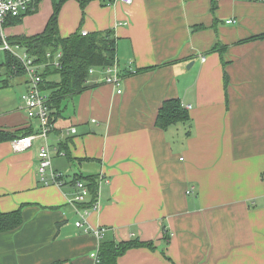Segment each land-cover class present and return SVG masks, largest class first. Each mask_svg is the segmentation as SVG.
Wrapping results in <instances>:
<instances>
[{
	"label": "crops",
	"instance_id": "crops-1",
	"mask_svg": "<svg viewBox=\"0 0 264 264\" xmlns=\"http://www.w3.org/2000/svg\"><path fill=\"white\" fill-rule=\"evenodd\" d=\"M53 1L39 0L19 24L4 27L5 37L41 33ZM212 1L61 4L59 35L112 30L117 66L130 74L120 94L91 76L46 140L71 157L53 154L54 170L69 180L97 178L99 208L85 226L105 232L97 240L75 226L90 197L73 204L71 184L42 185L43 139L19 153L1 143L0 212L23 207L21 226L0 234V264H99L91 254L102 242L135 238L155 248L132 249L117 264H264V39L237 43L264 33V4L219 0L211 11ZM198 25L204 29H192ZM217 41L222 57L210 52ZM13 80L0 83V129L36 134L21 98L28 79ZM172 98L190 122L163 131L157 111ZM71 128L75 134L66 133Z\"/></svg>",
	"mask_w": 264,
	"mask_h": 264
},
{
	"label": "trees",
	"instance_id": "trees-1",
	"mask_svg": "<svg viewBox=\"0 0 264 264\" xmlns=\"http://www.w3.org/2000/svg\"><path fill=\"white\" fill-rule=\"evenodd\" d=\"M64 1L59 0L56 3L53 1L52 14L41 33L32 36L5 37L10 46H18L23 50V53L33 59L36 65L40 66L39 70L42 78L40 88L48 95L47 104L51 127L56 120L63 118L62 113L65 111L66 104L89 89L90 85L88 82L91 76L99 74L104 68L111 67L117 63L116 38L112 30L96 31L82 35V30L78 29L66 37L59 35L57 17L60 6ZM87 1L79 0L81 4ZM37 2L35 5H37ZM216 4V2L212 1L211 11L216 9ZM33 11H28L18 17H9L6 19L4 27L19 24L25 15ZM192 29L200 30L204 28L198 25L193 26ZM262 39H264V33L240 40L237 43ZM1 44L2 40L0 38V46ZM225 50V46L219 41L210 48V52H217L221 57ZM3 52L8 78L26 77L19 59L7 51ZM58 54H60V57H57ZM55 63H58V66ZM90 69L95 71L91 76L89 75ZM151 69L153 68H145L143 70ZM126 72L122 71L124 77L129 74ZM135 73H137V70ZM6 81L9 82L10 80L7 79ZM189 122L190 117L187 109L182 106L179 99L172 98L162 102L157 111L155 127L164 131L172 125ZM33 133L32 128L15 131L0 129V144L11 142L16 138ZM59 150L63 151L65 157L71 161V157L65 147H61ZM77 181H83L89 190L90 201L84 207L90 208L91 204L97 199V178L95 176L84 177L78 174L71 178L69 184L74 185ZM22 207L11 212H0V234L12 232L21 226ZM137 248L154 249L155 246L152 242H144L137 238L119 242L105 241L99 246L97 263L117 264L118 259L126 252Z\"/></svg>",
	"mask_w": 264,
	"mask_h": 264
},
{
	"label": "built area",
	"instance_id": "built-area-1",
	"mask_svg": "<svg viewBox=\"0 0 264 264\" xmlns=\"http://www.w3.org/2000/svg\"><path fill=\"white\" fill-rule=\"evenodd\" d=\"M119 1L123 5H131L133 0H113ZM218 2L219 0H214ZM250 3H261L264 4V0H240ZM37 0H0V38L2 44L0 49L7 51L16 56L21 62L26 77L28 79L27 91L21 96L24 105L26 116L30 120H35L38 123V132L28 136L16 138L11 141L12 151L15 153L24 152L32 148L33 142L36 138L43 139L44 143L39 147L37 152L38 166L37 176L43 186H56L63 187L69 184L71 179H67L62 173L56 171L52 167L53 154L59 157H65V153L59 150L57 147L49 146L47 143L48 134L51 131L49 109H48V95L44 93L40 88L41 75L40 66L36 65L32 58L28 57L26 53H16L12 46H10L5 40L4 35V23L9 17H18L28 11L35 9ZM233 22L232 20L226 21V24ZM87 32L82 31V35H86ZM60 57V54L57 55ZM58 66V63H55ZM95 71L90 69L89 75H93ZM101 76V82L110 85L117 89V93H121V82L123 80V73L118 68L117 63L111 67L104 68L99 73ZM75 129L71 128L66 131L67 134H75ZM99 179L106 182L103 174H99ZM72 187L75 189L70 202L73 204H83L87 198H89V190L83 181H77ZM97 200L91 204L90 208L83 207L79 213V220L75 222L77 228H83L85 233H90L97 240H101L104 236L105 228H88L85 226V216L91 210H98ZM91 257L98 262V252L91 254Z\"/></svg>",
	"mask_w": 264,
	"mask_h": 264
},
{
	"label": "rangeland",
	"instance_id": "rangeland-1",
	"mask_svg": "<svg viewBox=\"0 0 264 264\" xmlns=\"http://www.w3.org/2000/svg\"><path fill=\"white\" fill-rule=\"evenodd\" d=\"M7 79L13 80V79L8 78V73H7V70L5 67V55H4L3 51H0V83H3L2 81H6ZM13 81H15V80H13Z\"/></svg>",
	"mask_w": 264,
	"mask_h": 264
},
{
	"label": "water",
	"instance_id": "water-1",
	"mask_svg": "<svg viewBox=\"0 0 264 264\" xmlns=\"http://www.w3.org/2000/svg\"><path fill=\"white\" fill-rule=\"evenodd\" d=\"M189 65H191V63H190ZM188 67H189V66H188Z\"/></svg>",
	"mask_w": 264,
	"mask_h": 264
}]
</instances>
